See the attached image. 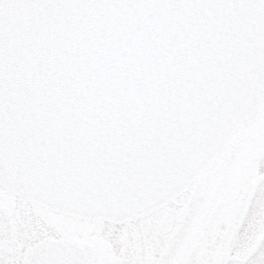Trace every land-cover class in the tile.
<instances>
[{
  "label": "water",
  "instance_id": "95a60500",
  "mask_svg": "<svg viewBox=\"0 0 264 264\" xmlns=\"http://www.w3.org/2000/svg\"><path fill=\"white\" fill-rule=\"evenodd\" d=\"M23 25L7 43L0 104L9 186L71 190L136 220L172 203L260 111L264 6L71 7ZM226 118L227 139L190 176ZM197 206L194 195L190 217Z\"/></svg>",
  "mask_w": 264,
  "mask_h": 264
},
{
  "label": "snow or ice",
  "instance_id": "6c2138e0",
  "mask_svg": "<svg viewBox=\"0 0 264 264\" xmlns=\"http://www.w3.org/2000/svg\"><path fill=\"white\" fill-rule=\"evenodd\" d=\"M242 6L259 11L264 0H0V104L3 101L5 54L9 39L23 30V21L43 10L71 7L109 9L114 7H184ZM2 118V113H0ZM231 131V120H222L212 130L189 164V175L195 177L203 160L218 150ZM15 197L10 204L9 192ZM38 205V206H37ZM118 213L97 207L71 190L62 193L39 191L18 182L9 186L0 159V264H95L94 250L76 239L91 223L103 221L105 233L118 237L124 223L114 219ZM15 224V233L10 224ZM233 255L222 264H264V236L241 221L240 231L232 247Z\"/></svg>",
  "mask_w": 264,
  "mask_h": 264
},
{
  "label": "flooded vegetation",
  "instance_id": "af4514ba",
  "mask_svg": "<svg viewBox=\"0 0 264 264\" xmlns=\"http://www.w3.org/2000/svg\"><path fill=\"white\" fill-rule=\"evenodd\" d=\"M204 175L207 178L196 179L184 194L187 197L162 243L147 250L141 246L140 235L153 225L147 221L121 234L124 249L143 264H222L233 255L241 221L264 236V97L257 118L234 133ZM194 195L198 206L190 217L187 207ZM174 234H181L180 239L166 252Z\"/></svg>",
  "mask_w": 264,
  "mask_h": 264
},
{
  "label": "rangeland",
  "instance_id": "374dc122",
  "mask_svg": "<svg viewBox=\"0 0 264 264\" xmlns=\"http://www.w3.org/2000/svg\"><path fill=\"white\" fill-rule=\"evenodd\" d=\"M8 195L10 204H14V195H12V193H9ZM186 197L187 196L183 194L178 197L174 203L164 207L156 213H153L147 218L141 219L138 223L125 222L124 228L121 230L118 237H113L110 231L105 233L103 221L96 220L90 224L86 232L78 233L76 239L96 245L99 256L95 261V264H143L142 261L135 258L137 256L130 255L128 251L124 249L125 242L122 240L121 234L130 228L136 230L135 227L141 222L145 223L151 221L153 225L148 227L139 238L141 239L140 244L145 250L151 247L155 248L166 239V234L170 231L169 228L172 224L173 218L176 216L180 207H182L183 201ZM12 231H15L14 222L10 224V232L12 233ZM218 261L216 259L214 263Z\"/></svg>",
  "mask_w": 264,
  "mask_h": 264
}]
</instances>
